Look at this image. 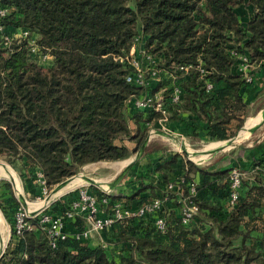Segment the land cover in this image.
<instances>
[{
	"label": "trees",
	"instance_id": "trees-1",
	"mask_svg": "<svg viewBox=\"0 0 264 264\" xmlns=\"http://www.w3.org/2000/svg\"><path fill=\"white\" fill-rule=\"evenodd\" d=\"M245 5L254 9L246 20L236 11ZM0 6L7 8L0 16V159L20 162L32 175L34 194L36 169L53 189L86 164L137 152L158 123L159 113L129 103L145 92L126 80L130 67L124 58L136 37L157 59L156 67L175 76L150 83V92L160 86L164 97L173 86L182 91L168 106V121L192 122L209 140L231 138L243 125L249 111L243 93L253 70L264 63V0H0ZM22 29L27 36L4 44V36ZM32 40L50 59L42 63L31 54ZM239 55L249 58L250 81L237 70ZM185 64L192 68L183 73L178 67ZM208 80L213 85L205 91ZM233 119L237 125L230 131ZM214 164L210 171L175 152L152 162L151 175L145 168L134 174L130 195L91 186L89 192L107 209L118 202L133 208L162 195L169 181L178 183L183 196L190 194V183L196 185L191 199L197 211L190 224L169 209L171 201L179 207L170 191L165 212L120 224L114 242L118 254L108 245L75 239L72 232L83 227L80 217L67 222L70 233L53 247L34 224L16 234L13 213L19 202L10 194L11 234L0 264H264V150L240 169L233 206L227 200L230 163ZM68 195L46 211L62 213L77 192ZM159 215L166 221L164 233L154 226Z\"/></svg>",
	"mask_w": 264,
	"mask_h": 264
},
{
	"label": "built area",
	"instance_id": "built-area-1",
	"mask_svg": "<svg viewBox=\"0 0 264 264\" xmlns=\"http://www.w3.org/2000/svg\"><path fill=\"white\" fill-rule=\"evenodd\" d=\"M7 8L0 6V16L6 14ZM2 27L0 26V31ZM17 35L4 36V44H8L12 38L25 37L28 34L27 30H20ZM31 54L37 55V58L42 60L43 58L50 59V56L44 54L40 49L31 41ZM239 63L237 66L238 72L243 75L247 81L251 80L249 74L251 63L248 56L239 55ZM130 72L128 73L126 80L138 87H142L145 92L139 97H131L129 100L130 105L136 109H148L159 113L161 117L158 119V123L168 122V116L170 115V109L168 106L176 104L179 101L181 95V89L173 86L168 96L164 97V88L158 87L153 92H150V83L153 80L162 81L163 75H168L170 80H174L175 76L169 74L164 70L157 68V59L148 54L144 48L143 41L136 37L134 39L132 48L129 54L124 58ZM191 64H185L179 66L178 69L183 73H186ZM200 73H204V69L201 65H198ZM212 82L210 80L205 83V91L212 88ZM170 104V105H169ZM149 136L154 135V130L149 129ZM243 173L239 168L231 167L228 174V195L227 200L230 206H233L236 199L239 196L241 189ZM182 182V180H180ZM33 183L37 186L38 192L34 194L32 203L41 202L39 206L34 207L32 210L28 209V200L24 195L23 202L17 199L19 206L13 213V229L16 234H20L24 230H31L34 228L40 229L47 237L49 244L53 247L59 239H64L70 232L67 230V222L73 220L76 217H80L83 221V227L72 232L75 239H91L92 235L100 233L104 229L111 227L115 223H123L129 219L135 217H142L146 214H151L156 211H163V203L171 200L170 191H174L175 200L179 204L178 214L180 221L184 225L190 224L197 211V206L192 201L191 196L195 193V183L189 184V195L183 196L178 183L169 181L166 185L165 192L162 195H157L149 200L143 201L133 208L124 207L121 203H114L109 208L105 209L102 204L99 203L96 195L90 193L86 188L81 186L77 190V196L71 199L60 214H52L46 210L56 201L50 194L49 187L45 182L44 175L41 170L36 169L34 172ZM105 194H109L111 189L108 187L102 190ZM106 203L107 199L104 197L101 201ZM33 219L35 221H33ZM34 224V225H33ZM155 228L164 233L166 230V221L162 215L156 217L154 221ZM105 246L104 244H102Z\"/></svg>",
	"mask_w": 264,
	"mask_h": 264
},
{
	"label": "rangeland",
	"instance_id": "rangeland-1",
	"mask_svg": "<svg viewBox=\"0 0 264 264\" xmlns=\"http://www.w3.org/2000/svg\"><path fill=\"white\" fill-rule=\"evenodd\" d=\"M17 34H18L17 31L16 32L13 31L12 33V35H17ZM38 59L42 63L48 60L47 58H43L42 60H40V58ZM262 107H264V104ZM260 109H257V111L255 110L254 113L250 116L256 115L255 117H258L259 115L257 114H259ZM252 125L253 124H251L250 126ZM150 128L154 130L155 134L149 136L150 134H148L149 133V130H148L147 135H146V141L147 142L149 141V142L147 143V146L144 147V150L141 153L134 152L129 157L123 160L101 161V162H96V163L84 166V168L80 169L75 175L69 178V180H71L72 178L76 176H79L81 178V182L78 184L79 187L81 186L82 188H86L88 191H90V187L93 185H90L89 183L84 181L81 175L88 176L98 182L99 186H95V187L99 188L100 190H103L106 187L109 188V185L119 175H121L120 173L126 168L127 163L129 161L134 160L133 163L129 167L127 166V169H125L124 174L117 181L116 186L114 188H109L111 189V191H113V189H116V192H119V193H121V191H118L117 189H121L125 192H128L129 193L128 195H130L132 192H130L127 188L125 189L122 187L123 186L127 187L126 185L128 184L127 182L128 179L127 180L125 179L126 174L128 172L130 173V171H133L131 170V168L136 164V162H137V165H143L142 168H145L143 170H146L147 174L150 173L151 175L150 170L152 171L153 169L152 162L157 160L158 157H162L163 159H165L171 154L177 152V153H180L184 158L195 163L197 166L204 167V168L206 167L208 170L213 171L215 170V164H214L215 162L221 161L222 163H224L225 161H228V163H230L231 159L234 160V158L238 155L239 151L241 150V149L239 151L235 150L236 146L240 145L241 147L247 142H254L255 140H258L260 138H262L264 141V121H262L260 125L253 132H251V134L249 133L248 135H247L249 131L248 126L245 127L244 129L241 130L242 134L239 138H237V140L230 142V140L227 139L228 143L224 145L220 150H217L214 152L211 150L212 148L209 150H206L207 147L213 144L214 142L216 141L220 142L221 140L206 139L204 136L198 134L195 131H192L189 135L182 133V132H178L177 128L173 127L172 124L168 122H165L163 124L157 123L156 125ZM153 148H157V149L160 148L158 150L157 156H153V154H151L150 149H153ZM123 163L125 164L123 165ZM0 164L9 166V168L14 173V178L16 180L18 178L20 185H21V191H18L15 187H13L14 183L12 179L8 177L0 176V213L5 222L4 237L3 239H1L0 237V251L2 249L4 251L6 247V243L8 242L10 238V234H11V224L8 218L9 208H7L9 204L7 202L8 196L11 194L16 199H20V195H24L29 202H32L35 195H34V192H31L29 188V181L31 180L32 175L26 171L21 170L19 161L15 160L12 162H7L4 159H0ZM232 167L238 168L237 166H232ZM239 169L243 170L244 168L240 167ZM139 173L140 172H137L136 174L139 175ZM129 177H132V176H129ZM78 185L71 187V189L69 188V190H67L66 188L65 189L62 188L65 186V184L58 189H55L56 187H54L53 189L50 190V194L56 200L66 198L67 196H69L68 194H72V193L75 194L77 192L79 188ZM58 191H61V192L57 193ZM168 207L169 209L174 210L175 212L178 211V206H176V204H174L173 201H171ZM120 224L121 223L117 222L113 224L111 227L103 230L105 231V236L108 241L104 245L110 246L109 251L112 254H118V249L115 247L116 245L114 244V242H115V237L117 235ZM100 233H102V231ZM95 237H97V234L95 235L93 234L91 238L94 239Z\"/></svg>",
	"mask_w": 264,
	"mask_h": 264
},
{
	"label": "crops",
	"instance_id": "crops-1",
	"mask_svg": "<svg viewBox=\"0 0 264 264\" xmlns=\"http://www.w3.org/2000/svg\"><path fill=\"white\" fill-rule=\"evenodd\" d=\"M236 11L239 14H241V16L243 17V19L245 18L244 20L248 19L254 13V9H253V7L251 5L242 6L241 8H237ZM154 82H157V81L156 80H153L151 83H154ZM223 86H224L223 83H219L218 84V87H223ZM155 89H158V88H155ZM243 94H244V100L248 104V107H249L248 114H247V116H245L244 121H243V123H246L247 122L246 119H249L250 117H254V116H250V115H252L255 110L257 111V109H260L263 106V105H261V106H259V108H257L258 105L264 103V63L261 64L257 69L253 70V79H252V82L250 84H248V86L246 87V89H245V91H244ZM263 108L264 107H262L259 110V114H257V115H259L258 117H260L258 123H254L252 126L248 127L250 129L251 128L252 129L248 131L247 135L249 133L251 134V132H253L260 125V123L262 121H264V115L263 116H260V111ZM197 122L200 123V124L202 123L200 121H196L195 123H197ZM168 123L172 124L173 127L177 128V131L178 132H182V133H185V134H188L189 135L192 131H194L193 130L194 128H193V126L191 124L192 122L191 123L189 122L187 124H184L182 122L181 123H174L172 121H168ZM236 125H237V120L236 119L231 120L230 123L228 124L229 130L230 131H234ZM243 125L245 127H247L250 124L247 123L246 125L245 124H243ZM241 129H242V126L235 131L236 133H235L234 136H232L231 138H228L230 140V142L237 140V138H239L241 136V134H242L241 133ZM196 131H198V130H196ZM247 135H245V136H247ZM221 141H227V143H228V140L227 139L221 140ZM148 142L146 141L145 144H144V146H143V148H139L137 150V152L141 153L144 150V147L147 146V143ZM263 143H264L263 139L260 138L258 140H255L254 142H247V143H245L241 147H240V145L236 146V147H238L237 148L238 151L240 149L242 150V154H240V155L238 154L239 156L237 155L238 157L236 156V158H234V160L235 159L236 160L238 159V162L237 163H239V166L241 168H248V167H250V164L252 163L253 159H255L257 156H259V155H261L263 153V150H264V144ZM159 149L156 150L157 152L156 151H153L152 152V149H150V152H151V154H153V156H157ZM211 150L214 152L213 149H211ZM234 160L231 159L229 166H231V167L232 166H235V164H233L235 162ZM98 162H101V161H98ZM94 163H96V162H94ZM139 163H140V161H139ZM90 164H93V163H89V164H86L84 166H87V165H90ZM141 164H143V163H141ZM84 166H82L80 169L84 168ZM142 166L143 165H137L136 164V165H134L131 168V170H133V171H130V173L128 172L126 174V177H125L126 180L128 179L127 180L128 184L126 185L127 187H124L123 186L122 188H125V189L127 188L130 192H133L134 191V189L136 188V183L135 182H131L130 180L132 179V177H129V176H133L135 174L134 176L136 178L137 175H138L136 173L139 172V170H141ZM117 190L118 191H121V193H123L124 195H128L129 194L128 192H125V191H123L121 189H117ZM106 242H108V241H107V238H105L103 236V233H97V237H95L94 239H92V238L90 239V243H92L93 245L105 244Z\"/></svg>",
	"mask_w": 264,
	"mask_h": 264
},
{
	"label": "bare ground",
	"instance_id": "bare-ground-1",
	"mask_svg": "<svg viewBox=\"0 0 264 264\" xmlns=\"http://www.w3.org/2000/svg\"><path fill=\"white\" fill-rule=\"evenodd\" d=\"M259 119H260V117H250L249 119H247V122L245 123V125L247 124V123H249L250 125L251 124H254V123H258V121H259ZM249 125V126H250ZM248 126V127H249ZM220 143L221 142H219V141H216V142H214L213 144H211L210 146H208L207 147V149L206 150H209V149H211V148H213L214 146H217V145H220ZM230 144V143H229ZM227 146H229V145H227ZM228 149V148H227ZM189 150V149H188ZM205 152V151H204ZM194 154V153H193ZM2 161V160H1ZM126 161V160H125ZM125 163H123V165H124ZM78 175V174H77ZM0 176H3V177H8V178H10V179H12V181H13V183H14V185H13V187H15L18 191H21V185H20V182H19V180H18V178H17V180H18V182H17V180L14 178V173L12 172V170L9 168V166H7V165H4V164H0ZM81 182V178L79 177V176H76V177H74V178H72L71 180H69V181H67L66 183H65V186L64 187H62L63 189H67V190H69V188L71 189V187H73V186H75V185H78L79 183ZM18 183H19V185H18ZM20 186V187H19ZM78 187H79V185H78ZM62 188H61V190H62ZM60 190V189H59ZM61 191H58L57 193H60ZM64 192V191H63ZM20 193V192H19ZM65 193V192H64ZM21 194V193H20ZM40 203L41 202H38V203H32V202H29L28 203V209L29 210H32L34 207H37V206H39L40 205ZM4 232H5V222H4V219H3V217H2V215H1V213H0V237H1V239H3V237H4Z\"/></svg>",
	"mask_w": 264,
	"mask_h": 264
},
{
	"label": "water",
	"instance_id": "water-1",
	"mask_svg": "<svg viewBox=\"0 0 264 264\" xmlns=\"http://www.w3.org/2000/svg\"><path fill=\"white\" fill-rule=\"evenodd\" d=\"M264 115V108L260 111V116H263ZM245 128V126L243 125L242 126V129H244ZM241 129V130H242ZM249 130H251L250 128H248ZM239 134V133H238ZM232 140V139H231ZM145 142H146V140H145ZM145 142L143 143V145H142V147L141 148H143V146H144V144H145ZM221 143H220V145H217V146H215L214 148H212L214 151H217V150H220L224 145H226L227 144V141H220ZM184 150V149H183ZM134 161V160H133ZM133 161H129L128 163H127V166L129 167L132 163H133ZM127 166H126V168L125 169H127ZM125 169L120 173L121 175H119L110 185H109V188H114L115 187V185H116V183H117V181L119 180V178L124 174V172H125ZM82 177V179L84 180V181H86L87 183H89L90 185H93V186H99V184H98V182L96 181V180H94V179H92V178H90V177H88V176H84V175H82L81 176ZM67 181H69V179H67V180H65L64 182H62V183H60L59 185H57L56 186V188L55 189H58V188H60V187H62ZM20 199H21V201L23 202V197H22V195H20ZM2 252H3V249L0 251V256H1V254H2Z\"/></svg>",
	"mask_w": 264,
	"mask_h": 264
}]
</instances>
